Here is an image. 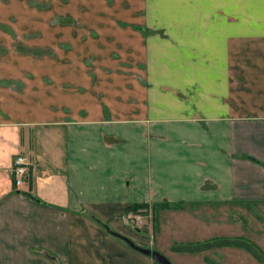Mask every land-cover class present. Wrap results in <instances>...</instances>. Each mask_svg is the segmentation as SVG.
<instances>
[{
  "label": "crops",
  "instance_id": "0c3cea01",
  "mask_svg": "<svg viewBox=\"0 0 264 264\" xmlns=\"http://www.w3.org/2000/svg\"><path fill=\"white\" fill-rule=\"evenodd\" d=\"M6 1L0 264H154L128 205L264 203V0Z\"/></svg>",
  "mask_w": 264,
  "mask_h": 264
},
{
  "label": "rangeland",
  "instance_id": "374dc122",
  "mask_svg": "<svg viewBox=\"0 0 264 264\" xmlns=\"http://www.w3.org/2000/svg\"><path fill=\"white\" fill-rule=\"evenodd\" d=\"M69 1L63 0L66 4ZM165 1L167 0L160 1L158 9L160 13L165 12L163 11ZM6 3V0H0V11L6 7ZM46 3L43 7L47 11L50 4ZM109 3L111 5L112 0H109ZM53 5L56 10L59 9V6L62 7L54 0ZM64 8H70V4ZM57 17V15L51 18L47 17L46 26L47 29H50L49 31L60 27V24H65L68 27L69 24L80 26L85 23V20L79 19L78 15L77 19H73L69 14ZM29 24L27 22L30 29ZM37 37L39 38V36ZM40 37L48 38L50 36L43 33ZM20 48L27 49L26 47ZM3 51L5 50L0 48V54H2L0 61L10 53ZM58 53H61L63 60H70L74 55L69 45L65 43L61 44V50ZM113 56L116 57L118 54L113 53ZM83 60L84 63H91V58L88 56ZM148 207L149 205L145 206L146 209L141 211L143 217L140 224L130 222L127 218L128 212L125 213V217L133 224L131 227L134 231L146 236L149 235L142 228L156 223L159 231L157 234L154 231L156 236L154 239H150V249H156L163 253L172 264H264V203L221 202L218 205H206L199 208L187 206L176 212H166V209L161 208V210L155 208L154 205ZM222 237L229 238L223 239ZM183 242L188 244H181ZM131 249L154 264H163L154 261L149 255Z\"/></svg>",
  "mask_w": 264,
  "mask_h": 264
},
{
  "label": "built area",
  "instance_id": "2783aa9c",
  "mask_svg": "<svg viewBox=\"0 0 264 264\" xmlns=\"http://www.w3.org/2000/svg\"><path fill=\"white\" fill-rule=\"evenodd\" d=\"M12 172L14 175L13 182L14 184L20 185L24 182L28 174V162L27 158L22 154H17L13 159L12 163ZM146 208H139L137 210H129L128 211V219L132 223H141L143 213L141 211L145 210Z\"/></svg>",
  "mask_w": 264,
  "mask_h": 264
},
{
  "label": "water",
  "instance_id": "95a60500",
  "mask_svg": "<svg viewBox=\"0 0 264 264\" xmlns=\"http://www.w3.org/2000/svg\"><path fill=\"white\" fill-rule=\"evenodd\" d=\"M127 243L134 247L135 249H137L138 251L151 256L154 260L158 261L159 263H163V264H172L171 261L169 260V258L167 256H165L163 253H161L158 250H152L150 248L147 247H142L139 246L137 244H135L131 239H126Z\"/></svg>",
  "mask_w": 264,
  "mask_h": 264
},
{
  "label": "trees",
  "instance_id": "16d2710c",
  "mask_svg": "<svg viewBox=\"0 0 264 264\" xmlns=\"http://www.w3.org/2000/svg\"><path fill=\"white\" fill-rule=\"evenodd\" d=\"M167 203H166V201H163V202H160L159 204H157V205H154L155 206V208L157 207V208H161V207H163L164 205H166ZM146 204H144V203H133V204H130V205H128L127 207H126V211L128 210V209H130V208H137V207H140V206H145ZM102 224L103 225H105L106 227H108L105 223H103L102 222ZM109 229V228H108ZM112 233H114V234H116V235H118V236H120L123 240H125L126 241V239H129L128 237H126V236H124V235H121V234H119V233H117V232H115V231H113V230H111V229H109ZM223 239H228L229 237H222ZM214 239H217V238H214ZM219 239H221V238H219ZM127 242V241H126ZM181 244H183V245H185V244H188V243H181ZM157 262V261H156Z\"/></svg>",
  "mask_w": 264,
  "mask_h": 264
},
{
  "label": "flooded vegetation",
  "instance_id": "af4514ba",
  "mask_svg": "<svg viewBox=\"0 0 264 264\" xmlns=\"http://www.w3.org/2000/svg\"><path fill=\"white\" fill-rule=\"evenodd\" d=\"M145 206H147V205H145ZM145 206H140V207H137V208H130V209H128L126 212H128L129 210H137V209H139V208H145ZM152 205H149V207L148 208H150Z\"/></svg>",
  "mask_w": 264,
  "mask_h": 264
}]
</instances>
